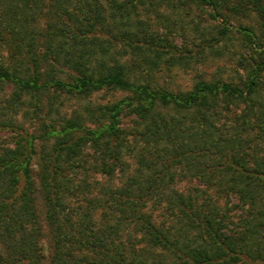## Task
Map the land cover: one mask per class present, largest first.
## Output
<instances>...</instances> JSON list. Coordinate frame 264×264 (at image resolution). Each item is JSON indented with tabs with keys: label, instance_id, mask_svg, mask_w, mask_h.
<instances>
[{
	"label": "trees",
	"instance_id": "trees-1",
	"mask_svg": "<svg viewBox=\"0 0 264 264\" xmlns=\"http://www.w3.org/2000/svg\"><path fill=\"white\" fill-rule=\"evenodd\" d=\"M190 10L250 52L168 88ZM263 45L264 0H0V264H264Z\"/></svg>",
	"mask_w": 264,
	"mask_h": 264
},
{
	"label": "rangeland",
	"instance_id": "rangeland-1",
	"mask_svg": "<svg viewBox=\"0 0 264 264\" xmlns=\"http://www.w3.org/2000/svg\"><path fill=\"white\" fill-rule=\"evenodd\" d=\"M143 17L147 18V15H144ZM206 18L207 17L204 14H200L197 17L193 10H190L189 13L183 15V28L181 30L179 29L176 33L175 40L178 45H182L184 42H187V48L190 54H192V57H188L186 59L187 61L183 63L174 61V63L169 66L166 62H161V68L158 71H154L152 75V79L154 81L168 88L188 89L191 87L196 78L203 77L227 79L233 78L237 74V71H241L239 60L241 57L246 56L250 50L248 51L244 47L240 46L239 35L236 31H230V37L224 39V41L220 40L215 49H210L208 46H204L203 48L200 47L203 43V37L209 39V37L213 35V32H209L205 27L208 23L207 21H204ZM171 19L173 20L176 18L172 16ZM218 20L221 23L223 22V19L220 17ZM174 22L177 23L176 20ZM252 22L253 15L242 18L241 16L233 13L231 15L229 14L228 18L224 20V23L231 29L238 27L240 24H251ZM213 24H215V22ZM196 26H199L202 31L199 32L198 27L196 28ZM262 48H264V45ZM196 49L197 51L195 52ZM8 90L9 85H4L0 88V95L4 94ZM122 94L123 92L120 91L101 90L93 93L91 99L94 102H104L107 100L118 99L122 96ZM76 105L77 104L72 101H64V104L60 107L62 111L65 109V112L67 113L72 106L78 107L79 109L82 106V104ZM20 115V112H17V118L20 120L19 122L26 125V118H23ZM125 121H127V118ZM9 133H11V131L8 128L0 130V138L8 140L10 138ZM176 184L179 188H184L198 183L194 180H181ZM234 200L235 199L231 198V202Z\"/></svg>",
	"mask_w": 264,
	"mask_h": 264
}]
</instances>
